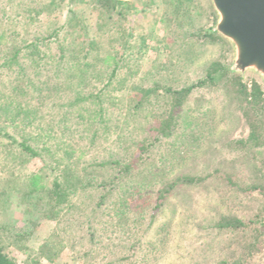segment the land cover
<instances>
[{
    "label": "rangeland",
    "instance_id": "rangeland-1",
    "mask_svg": "<svg viewBox=\"0 0 264 264\" xmlns=\"http://www.w3.org/2000/svg\"><path fill=\"white\" fill-rule=\"evenodd\" d=\"M216 20L210 0H0L7 39L0 57L12 44L23 51L20 65L0 58V247L6 256L16 264H233L249 252L254 256L244 264H264V233L255 239L264 196L246 189L264 185V145L239 150L231 144L246 140L249 127L231 88L232 76H240L229 69L232 49L214 32ZM215 64L231 73L213 83L207 75ZM113 67L116 75L105 87L96 73ZM70 70L71 81L65 80ZM78 71H85L82 78ZM240 77L248 88L252 81L261 86L251 73ZM104 87L100 96L86 97ZM181 89L189 92L171 136L139 159L133 143L149 131L157 135L170 108L165 91ZM75 91L84 100L61 106ZM121 139L133 162L144 161L156 177L140 184L131 178L137 188L129 185L124 207L116 205L119 220L111 217L115 199L105 196L108 186L86 183L109 179L106 163ZM23 143L32 153L20 149ZM65 170L76 172L79 184L52 210L51 184ZM182 177L193 180L163 193L155 209L153 192ZM222 217L243 226L218 228Z\"/></svg>",
    "mask_w": 264,
    "mask_h": 264
},
{
    "label": "trees",
    "instance_id": "trees-1",
    "mask_svg": "<svg viewBox=\"0 0 264 264\" xmlns=\"http://www.w3.org/2000/svg\"><path fill=\"white\" fill-rule=\"evenodd\" d=\"M19 20V19H18ZM5 22V20H4ZM6 23V22H5ZM19 23V22H18ZM7 41V39H5L4 36V31L0 32V43H3L4 41ZM41 41L45 42V43H50V37H43L41 39ZM38 43H41L40 40ZM44 44V43H43ZM11 45V43H10ZM8 46V45H7ZM45 48L47 45H44ZM27 47H32V49H37V44L35 45H29ZM11 48V49H10ZM10 53H8V47H5L6 49V53L2 54V56L0 57L2 59V62L4 65L10 66L12 64L15 65H20L19 60H20V56L22 51L21 47L16 46L15 44H12V46L10 47ZM61 49V47H60ZM60 52V50H59ZM62 55L59 54L58 56V60H59V64L63 63L65 58ZM63 60V61H62ZM116 67H113L111 70L106 68H99L98 69V73H96V76L101 80L102 77H104L106 79V83H105V87H107V85H109V83L112 81V79L115 77L116 73H115ZM79 73H81V76H77L79 78H82L83 75L85 74V71H78ZM73 71L70 70L69 71H64V75H65V80H70L69 77H71L70 74H72ZM231 73L230 71H227L226 68L220 64H215L212 66V70L208 73L207 75V79L210 80V82H216L219 78H223L225 76H227V74ZM66 74H69L68 77L66 76ZM89 75V73H88ZM93 74L90 73V75L87 78H90V76L92 77ZM71 81V80H70ZM202 83V82H201ZM200 82H198V85L200 84ZM203 84V83H202ZM231 88L234 87L236 89V93L237 96L240 99V103H242V109H243V115L245 116V118L247 119V123H248V127H249V133H248V137L246 140L244 141H233L231 142L232 145H236L238 146L239 150L241 149H245V148H257V147H262L264 145V91L261 88V86L255 82L252 81L249 88L247 87V85L245 83H243L242 79L240 76H236L233 75L232 79H231ZM68 86V85H67ZM67 86H62L63 88V93L65 95L67 90H70L69 87ZM55 88H57L56 86H54ZM52 86H48L46 87L48 90L53 91ZM102 88L100 89L96 94H89L86 95V97H98L100 96V93L103 92L102 90L105 89ZM16 90V89H15ZM60 91V88H59ZM54 92V91H53ZM189 92V89H181V90H166L165 93L168 96L169 102V109L165 112V119L161 118L159 120L160 123H158V128L156 129L157 135H153L151 131H149L144 138L141 141H138L136 143H133L139 153V159L143 160L144 156L143 155H147L149 157L148 154H152L154 153L153 151H158L161 147H163L162 143L165 140V137L168 138L171 136V129L174 127V120L176 121V118L180 115V108L181 105L183 103V101L185 100V97L187 96ZM56 93V92H54ZM70 99H66V101L64 100L65 103H63L61 106H65V107H74V103H78L79 100H84L80 98V94H78L76 91L73 92V95L70 97ZM61 103V102H59ZM100 107L102 106L101 103ZM56 103L53 104V106H55ZM75 108V107H74ZM75 110V109H74ZM73 110V111H74ZM70 111L65 110L64 114H69ZM173 113V114H172ZM251 113V116H249L248 114ZM5 115V113H4ZM1 117V116H0ZM176 117V118H175ZM3 135L7 138L8 135L6 133H3ZM10 138V137H9ZM121 143L120 144H116L120 149L118 150V153H111L110 152V156L112 159L107 161V166L108 169L110 170V175H109V179L108 178H101L100 181L97 180H89L86 183V186H108L105 187V196L107 197H113L115 200L113 201V207H112V216L111 217H117L119 220L123 217V214L120 215L116 214V205L121 207L125 205L126 201L124 198V196H127V192L130 189H127L129 187V185H131L130 183L133 181H140V183H144V182H148L150 180H152L155 176V173L153 172L152 168H148L146 167V163L144 161H141L140 163H135L133 162V155L131 156L130 154H127L125 148L123 147V143H125L124 139H121ZM20 149L23 152H29L32 153L31 149L23 144H19ZM230 145V144H229ZM155 149V150H153ZM124 150V152H123ZM161 150V149H160ZM34 154V153H33ZM148 157H146L148 159ZM115 159V160H113ZM141 165L140 170L136 171L135 174V170L138 166ZM102 165L100 164L99 168ZM139 174V175H138ZM133 177H136L137 179H131ZM72 178V179H71ZM188 178L187 177H182V178H178L173 180L172 182H163L160 187H162V189H157L155 190V192H153L154 194V208H158L159 207V200H162V194L166 193L168 190L174 188L177 184H180L184 181H191L193 179ZM74 180V181H72ZM131 180V181H130ZM137 181V182H138ZM93 182H95L93 184ZM76 184H79V176H77L76 172H73L71 170H65L62 172V174L57 177H55L54 181L51 184V189L49 192V200L50 202L53 204L52 206V210L55 209V207L60 206L61 204L65 203L68 201L69 199V194H71L74 189L76 188ZM93 184V185H92ZM158 184V183H157ZM133 188H137V185H131ZM143 185H140V187ZM139 188V187H138ZM143 187L140 188V190L142 191ZM247 190H249L250 192H255L258 191V193L262 196H264V185L263 184H259L257 182H253L251 185H249L247 188ZM104 192V189L103 191ZM141 193H137V195L140 196ZM144 196H148L149 193H144ZM142 197V195L140 196V198ZM104 198L100 196V199ZM134 198V197H133ZM150 198V197H149ZM123 200V201H122ZM136 200V198H135ZM118 201V202H116ZM98 202V201H97ZM102 201H99L97 206L100 207L102 203H100ZM148 205H144V208H148L150 206V199H148ZM144 211H146V209H144ZM115 212V213H113ZM53 218V217H52ZM260 219V218H258ZM116 223V221H115ZM218 228H230V229H239L242 225V223L235 219V218H226V217H222L221 221L217 224ZM259 226L260 229L257 231H262V233H264V221H262V219L259 220ZM261 232L256 233V237L257 238L258 234L262 235ZM260 237V236H259ZM260 241H262V237H260ZM260 250V249H259ZM254 255H249V252L246 253V255H241L240 259H238L237 261H234L233 264H236V262L239 263H246V261L250 258H253ZM0 264H16L13 260H11L8 256H6L3 252H2V248L0 247ZM225 264V263H224Z\"/></svg>",
    "mask_w": 264,
    "mask_h": 264
},
{
    "label": "water",
    "instance_id": "water-1",
    "mask_svg": "<svg viewBox=\"0 0 264 264\" xmlns=\"http://www.w3.org/2000/svg\"><path fill=\"white\" fill-rule=\"evenodd\" d=\"M214 32L232 49L230 71L253 74L264 88V0H210Z\"/></svg>",
    "mask_w": 264,
    "mask_h": 264
}]
</instances>
